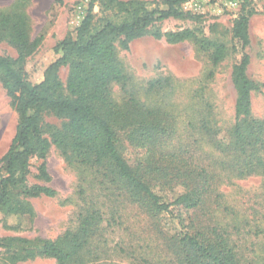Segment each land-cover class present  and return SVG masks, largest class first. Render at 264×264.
Returning <instances> with one entry per match:
<instances>
[{
    "label": "rangeland",
    "instance_id": "1",
    "mask_svg": "<svg viewBox=\"0 0 264 264\" xmlns=\"http://www.w3.org/2000/svg\"><path fill=\"white\" fill-rule=\"evenodd\" d=\"M140 1L147 8L163 6L161 0ZM89 2L0 0V11L9 16L0 34V54L11 58L22 54L19 65L25 79L40 82L61 54L55 51L56 44L76 37ZM180 9L184 16L156 22L150 29H188L195 39L171 43L148 33L130 41L127 48L118 38L114 41L127 84L124 89L113 83L111 98L121 103L134 97L169 115L172 126L169 135L144 147L132 145L120 133V151L161 199L173 200L188 188L197 191V205L182 211V225L189 233L222 239L236 264H264V147L247 154L229 148L236 96L231 73L244 53L249 56L247 76L259 87L251 95V115L261 123L264 139V0H187ZM243 12L249 13L245 47L231 34L234 19ZM91 13L93 31L106 21L121 20L112 0H96ZM209 42L226 47V55L217 63L212 62ZM68 71L64 65L57 72L63 85ZM13 107L0 81V177L17 122ZM42 116L55 125L62 122L48 111ZM44 156L49 180L37 176L41 160L33 156L28 183L50 185L55 195L24 198L19 189L13 190L12 201L21 200L31 213L0 210V264H57L53 258H23L26 244L18 239L32 246L41 239H59L75 232L80 217L94 210L101 221L79 253L81 264H180L177 233L182 225L152 211L143 199L137 201L110 164L81 160L54 146Z\"/></svg>",
    "mask_w": 264,
    "mask_h": 264
},
{
    "label": "trees",
    "instance_id": "2",
    "mask_svg": "<svg viewBox=\"0 0 264 264\" xmlns=\"http://www.w3.org/2000/svg\"><path fill=\"white\" fill-rule=\"evenodd\" d=\"M95 1L90 0L76 37L65 38L56 44L55 51L61 54L48 65L40 82L31 84L25 79L19 65L24 58L22 54L17 58L0 54V81L17 113L15 132L3 155L5 166L0 177V210L7 208L13 213H31L29 206L21 200L12 201L14 189H19L24 198L54 197L56 191L52 186L28 183L27 177L29 158L34 156L41 160L37 176L49 180L44 155L54 146L81 160L110 164L116 175L134 191L137 201L143 199L152 211L163 213L182 225V211L195 207L200 199L197 191L188 188L173 200L161 199L138 175L134 163L129 164L124 159L119 145L120 133L137 147L148 146L169 135L172 130L169 115L159 114L131 96L117 103L111 98L110 87L116 82L125 89L127 84V77L116 57L115 39H119L122 48L148 33L171 43L195 39L188 29L167 32L150 29L156 22L184 16L180 5L187 0H161L163 6L153 8H147L140 0H112L121 20L116 23L106 21L93 31L91 8ZM8 23L9 16L0 11V34ZM248 25L249 13L244 12L232 23V37L242 47L249 44ZM199 42L203 43V40ZM209 45L213 46L212 62H219L226 55L225 45L215 42H209ZM248 63L249 56L244 53L231 73L236 96L229 148L241 154L255 147H264L261 123L251 115V95L259 87L247 76ZM64 65L69 71L63 85L57 72ZM44 111L60 117L61 124L44 121ZM203 129L212 134L207 125H203ZM203 180L206 182L204 177ZM100 221L98 211H89L80 217L75 232L68 231L59 239H41L34 246L26 239H18L21 244H26L23 258L46 257L53 258L57 264H81L79 253L95 234ZM180 228L177 233L182 248L180 264H236L234 254L222 239L212 241L201 233H189L183 225Z\"/></svg>",
    "mask_w": 264,
    "mask_h": 264
}]
</instances>
